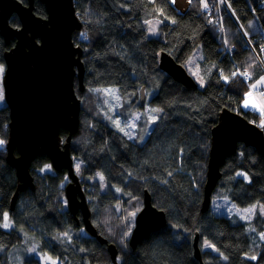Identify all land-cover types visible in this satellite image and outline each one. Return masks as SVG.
<instances>
[{
  "label": "trees",
  "instance_id": "trees-1",
  "mask_svg": "<svg viewBox=\"0 0 264 264\" xmlns=\"http://www.w3.org/2000/svg\"><path fill=\"white\" fill-rule=\"evenodd\" d=\"M261 1L228 0L234 15L225 10L223 30H218L199 0H192L184 12L172 0H74L83 23L82 30L74 32L73 41L83 50L85 88L81 91L76 78L80 124L70 149L82 163L78 176L91 209V222L100 237L116 244L119 264H200L193 255L196 231L200 240L207 239L217 251H202L205 264H264V238L263 242L258 239L264 234V215L259 210L249 221L214 215L211 206L202 210L211 130L222 109L258 126L263 120L256 112L242 109L250 87L236 71L237 67L250 73L252 82L264 75L248 44L249 40L258 47L257 38L264 34V7H258ZM35 13L47 16L40 0H35ZM153 18L163 21L157 38L149 37L147 31V21ZM10 23L19 27L18 16L13 15ZM14 43L8 45L0 34V64H5L4 54ZM200 45L204 87H186L159 68L161 52L185 66ZM141 86L153 91L151 107L162 111L144 143L106 122L96 93L97 89L117 87L134 103ZM9 123L10 109L1 107L0 139L6 142ZM61 133L68 135L65 129ZM7 154L5 144L0 147V214H8L13 225L10 230L0 226V264H12L8 252L22 251L26 240L60 264H112L107 244L86 231L82 222L79 225L69 211L63 184L67 170L40 172L42 165L50 162L46 155L34 158L31 174L35 186L19 191L11 211L18 181ZM221 173L212 199L222 196L242 209L264 205V153L239 144L237 151L226 157ZM96 175L109 184L107 189L96 179L91 182ZM145 190L154 206L165 211L167 222L133 249L123 236L130 214L144 205ZM77 215L81 217L80 212ZM3 223L0 215V225ZM23 264L42 263L32 256Z\"/></svg>",
  "mask_w": 264,
  "mask_h": 264
},
{
  "label": "water",
  "instance_id": "water-1",
  "mask_svg": "<svg viewBox=\"0 0 264 264\" xmlns=\"http://www.w3.org/2000/svg\"><path fill=\"white\" fill-rule=\"evenodd\" d=\"M46 6L47 16L35 13V0H0V34L13 47L4 54L6 71L3 78L5 98L10 107L9 135L6 143L7 161L16 169L18 187L11 202V211L19 191L34 187L31 165L37 155H46L56 171L67 170L69 183L65 194L69 210L75 217L80 212L83 225L91 235L107 244L113 264L118 249L114 243L97 234L91 222V209L80 177L73 166L71 141L79 130L81 101L75 89V79L84 90L85 65L83 50L73 41L75 31L83 23L76 14L74 0H40ZM17 15L20 26L10 23ZM68 56L65 62L63 57ZM72 62L70 68L67 67ZM159 68L186 87H197L185 67L167 52H161ZM145 86L141 88V104H145ZM61 129L68 131L65 140ZM253 146L264 153V131L242 115L228 108L222 109L217 124L211 130L208 172L204 186L202 210H208L212 193L222 173L226 157L234 153L238 143ZM17 152V154H16ZM80 225L81 220L75 217ZM129 238L135 249L145 237L164 227L165 211L152 202L151 194L144 193V207L135 219ZM194 256L205 264L199 247V233H195Z\"/></svg>",
  "mask_w": 264,
  "mask_h": 264
},
{
  "label": "rangeland",
  "instance_id": "rangeland-1",
  "mask_svg": "<svg viewBox=\"0 0 264 264\" xmlns=\"http://www.w3.org/2000/svg\"><path fill=\"white\" fill-rule=\"evenodd\" d=\"M199 1L201 3V0H199ZM261 3H262V5L258 4L259 8L264 7V0L261 1ZM177 9L179 11H182L179 8H177ZM225 10H229L230 13L232 15H234L233 10L229 6L228 0H225L224 3H221L220 0H212L209 2L207 9H202V11L205 12L206 14H208V16L210 17V21L212 23H214L215 25L219 26L218 30H223V12ZM255 11H256V9H255V7H253L252 12H255ZM182 12H184V11H182ZM162 24H163V21L159 18H153V19L148 20L147 21V31H148L149 37H155V38L160 37L161 36L160 27ZM257 40H258L257 41L258 47H256L255 46L256 44H254L253 42H251L249 40H248V44H249V47L251 48L252 52L254 53L255 57L257 58L261 68L264 70V60H263L264 50H262V47L264 45V34H261L260 37L257 38ZM159 60H160V58H159ZM202 60H203V50H202V46L200 45L194 50V52L192 53L189 60L187 61V63L184 66L185 69L187 70V72L195 80L197 87L199 86L201 88L204 87V84H205L204 78H203V76L201 74V70H200V64H201ZM2 65L4 66L5 71H6V65L5 64H2ZM5 71L3 73L2 79H0V88H2V90H3V99L0 100V108L4 107V106L9 107V105L6 101V98H5V89H4V85H3V78H4ZM236 71L239 74L244 73V71H242L240 68H237V67H236ZM240 76L242 77V80L246 84L249 85V87L253 84L251 74H250L251 79H248L242 75H240ZM201 79L203 80V84H201ZM141 88H142V86L140 87V89ZM108 90H114V92H109ZM144 92L146 95V100H145V104L142 105L140 92H139L140 96H139L138 100L133 103L131 99L124 98L121 95V93L117 87L101 88V89L96 90V93H98L101 97V111H102L103 117L106 120V122L110 123L111 125L113 124V125L117 126L116 121H119V126H117V127H119L120 130L123 129V132H125V134H127V136L130 139L138 140V142H140V143H144L145 139L148 136V133L150 132L151 129H153L155 127L158 120L162 116V111L160 109L151 107V104L149 102L151 97H152L153 91L145 89ZM262 92H264V91H262ZM9 109H10V107H9ZM261 117L264 120V116H261ZM10 121H11V118H10ZM62 130L63 129H61V132H62ZM61 137L63 140H65L67 136L64 137L63 134L61 133ZM239 144H244V143L239 142L238 146H239ZM210 145H211V142H210ZM237 149H238V147H237ZM237 149H236V151H237ZM209 153H210V148H209ZM231 154H233V153H231ZM231 154H229V155H231ZM208 163H209V157H208V162H207L206 177H207V172H208ZM77 164L80 165L79 170L76 169ZM46 165H51V168L46 169L45 168ZM73 166H74V169L76 170V173L80 175L79 172H80V168L82 166V163L79 162L77 159L75 160L74 157H73ZM41 169H45V170L41 171ZM41 169H40V172L45 173V174L46 173L55 174V172H57L53 168L51 162H47V163L43 164ZM240 173H243V172H239L238 173L239 176H241L244 180H248L247 175H246L247 178H245V176L240 175ZM64 177H65L64 178L65 182L63 184L69 183V177H68L67 173L65 174ZM99 178H100V176L96 175L94 177V179H91V182H95V179L97 181H99ZM100 184H101V187L103 190H105L109 187V184L106 183L105 180L100 182ZM204 186H205V184H204ZM216 187H217V185H216ZM216 187H215V189H216ZM112 189L116 192L115 187H113ZM145 191H148V190H145ZM143 204H144V202H143ZM210 206H209L210 211L214 215L222 214V215H226V216H229L232 218L234 217L237 219L238 218L244 219L246 221L253 219V217H255V215H256L257 210H259L261 212V214L264 215V205H262V204H260V205L255 204V205H252V206H249L247 208L242 209V208L236 207L229 199L222 197V196H217V198H215V199L211 198ZM117 209L119 211L122 210L121 202H119L117 204ZM249 210H251V211H249ZM137 213H136L135 217H131V215H130V217L128 219L127 227H126L127 230H126V235H125L127 238L125 236H123L124 243L129 244L128 241H129V238L131 236L132 230L135 226V219H136ZM11 224H12V222H11ZM11 228L12 227L5 228V229L10 230ZM196 232H198V231H196ZM194 237H195V234H194ZM258 239H259V241L263 242L261 234L258 236ZM193 241H194V239H193ZM119 242H120V240H119ZM206 243L211 244L207 239L200 240V237H199V246H200L202 251L203 250H209V251H211V253L217 254L215 247H205ZM33 248L36 249L35 252L31 251V249H33ZM8 253H9L8 257H9L12 264H23V260L25 258L32 257V256L37 257L41 261L42 264H45V261L42 259V257L45 255L51 257L52 260L57 261V264H60L58 259L53 258L51 255H49L47 253H42L34 245V243L32 241H28V240H26V244H25L24 248L22 249V251L20 249H14L12 251H9ZM193 254H194V248H193Z\"/></svg>",
  "mask_w": 264,
  "mask_h": 264
},
{
  "label": "snow or ice",
  "instance_id": "snow-or-ice-1",
  "mask_svg": "<svg viewBox=\"0 0 264 264\" xmlns=\"http://www.w3.org/2000/svg\"><path fill=\"white\" fill-rule=\"evenodd\" d=\"M173 3H175V0H172ZM192 0H189V3H191ZM221 3H224L225 0H220ZM202 3H203V8L204 9H207L208 8V3H207V0H202ZM264 50V49H262ZM5 71V68L2 64H0V79H2V76H3V73ZM237 73H232V76H236ZM240 75L248 78V79H251V76L248 72H244V73H240ZM223 79L225 81H228L229 80V77L228 76H224ZM201 84H203V80L201 79ZM258 85H264V76L260 77L255 83H253L250 87L252 90H257V86ZM250 90L248 93L245 94V100H244V107L248 108V107H251L253 109H256L257 111L261 112L262 114H264V92H260L259 94V100L257 101L254 97H253V91ZM109 92H114V90H108ZM3 99V90L2 88H0V100ZM116 124L117 126H119V121H116ZM260 127L264 128V120H261L260 122ZM123 131V129H121ZM7 142L4 140V139H0V147L4 146ZM79 167L80 165L77 164L76 165V169L79 170ZM46 169H50L51 168V165H46L45 166ZM45 169H41V171H44ZM240 175H244L245 178L246 177V174L244 173H240ZM103 177H101L102 179ZM67 179V178H66ZM251 211V210H249ZM3 216V220H4V223L3 225H0L4 228H10L12 226L10 220H9V217L8 215L5 213V214H0ZM131 217H135L136 213L135 212H132L131 214ZM65 236L67 235V233L64 234ZM262 238H264V234H262ZM205 247H214L213 245L211 244H207L205 245ZM0 251H2V249H0ZM32 252H35L36 249L33 248L31 249ZM42 259L45 261V264H57V261L55 260H52L51 257L45 255L42 257ZM226 259V258H225ZM250 259L252 260H256L257 257L256 256H251Z\"/></svg>",
  "mask_w": 264,
  "mask_h": 264
},
{
  "label": "crops",
  "instance_id": "crops-1",
  "mask_svg": "<svg viewBox=\"0 0 264 264\" xmlns=\"http://www.w3.org/2000/svg\"><path fill=\"white\" fill-rule=\"evenodd\" d=\"M210 1H212V0H207L208 5H209ZM173 4L177 8H179L180 10L185 11V10H187L189 8L191 3H189V0H175V3H173ZM201 8L204 9L202 0H201ZM262 76H264V75H262ZM255 82H253V83H255ZM250 90H252L251 87H250ZM252 91H253V97L258 101L260 92L264 91V85H258L257 86V90H252ZM244 100H245V98L241 102L242 109H244L246 111H253V112H256L257 114H259L260 116H264V114H262L261 112L257 111L256 109H253L251 107H248V108L244 107Z\"/></svg>",
  "mask_w": 264,
  "mask_h": 264
},
{
  "label": "bare ground",
  "instance_id": "bare-ground-1",
  "mask_svg": "<svg viewBox=\"0 0 264 264\" xmlns=\"http://www.w3.org/2000/svg\"><path fill=\"white\" fill-rule=\"evenodd\" d=\"M172 3H173V2H172ZM169 55H170V54H169ZM68 58H69V57H68L67 55L63 57V59H64V61H65L66 63L69 62V61H68ZM71 65H72V62H71L69 65H67V67L70 68ZM83 83H84V82H83ZM203 198H204V195H203ZM211 198H212V197H211ZM143 207H144V205H143ZM143 207H142V208H143ZM142 208L138 210L137 215L141 212ZM69 211H70V213L72 214L71 210H69ZM77 214H78V213H77ZM77 214H76L75 217H78V218L81 220V222L83 223V221H82V217H79ZM136 218H137V216H136ZM135 223H136V220H135ZM161 228H162V227H161ZM161 228H160V229H161ZM145 238H146V237H145ZM199 247H200V246H199ZM193 248H194V247H193ZM200 250H201V248H200ZM201 253H202V250H201ZM193 255H194V254H193ZM194 257H195V256H194ZM202 258H203V254H202ZM203 261H204V258H203ZM204 263H205V262H204Z\"/></svg>",
  "mask_w": 264,
  "mask_h": 264
},
{
  "label": "built area",
  "instance_id": "built-area-1",
  "mask_svg": "<svg viewBox=\"0 0 264 264\" xmlns=\"http://www.w3.org/2000/svg\"><path fill=\"white\" fill-rule=\"evenodd\" d=\"M262 49H264V45H263ZM263 60H264V58H263Z\"/></svg>",
  "mask_w": 264,
  "mask_h": 264
}]
</instances>
